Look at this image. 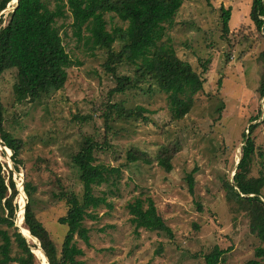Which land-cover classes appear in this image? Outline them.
Masks as SVG:
<instances>
[{
    "label": "rangeland",
    "instance_id": "1",
    "mask_svg": "<svg viewBox=\"0 0 264 264\" xmlns=\"http://www.w3.org/2000/svg\"><path fill=\"white\" fill-rule=\"evenodd\" d=\"M250 5L251 0H184L172 25L166 26L163 40L169 38L177 57L203 78L191 110L178 120L171 117L166 94L149 80L110 94L116 79L103 66L108 49L91 51L83 40L78 41L71 16L57 19L56 27L66 52L80 64L66 70L61 89L35 101H16L14 71L4 73L0 79L4 125L23 141L19 153L23 164L15 170L12 152L0 140L2 174L6 182L11 177L20 194L28 177L37 186L34 211L58 251L67 231L58 218L65 214L66 204L52 193L66 190L82 196L72 156L91 137L101 145L94 152L96 163L120 167L122 173L115 185L95 187L96 194H106L111 208L101 205L96 219L84 220L88 244L76 240L83 250L78 259L85 264H205L203 256L214 245L226 250L219 264H244L253 257L258 238L250 233L245 214L226 199L223 188L224 181L233 182L243 133L248 134L251 123L257 126L251 133L255 154L248 175H264V105L258 93L264 36L249 18ZM13 6L9 2L0 14V26L7 23ZM222 6L231 9L227 34L221 29ZM105 19L107 29L126 26L112 13ZM121 46L116 40L111 49L118 52ZM205 61H209L207 70L201 72ZM133 73L134 67L125 62L116 67L117 75ZM113 103H122L125 109L142 107L145 119L118 117L109 107ZM163 148L169 171L155 160ZM128 150L145 151L152 161L128 162ZM190 174L193 194L187 185ZM146 195L172 229V237L144 229L135 232L126 205ZM34 255L36 264L44 263Z\"/></svg>",
    "mask_w": 264,
    "mask_h": 264
},
{
    "label": "trees",
    "instance_id": "2",
    "mask_svg": "<svg viewBox=\"0 0 264 264\" xmlns=\"http://www.w3.org/2000/svg\"><path fill=\"white\" fill-rule=\"evenodd\" d=\"M11 1L0 0V11ZM183 2L184 0H18L7 23L0 26V79L5 72L14 71L12 89L16 101H35L46 93L61 89L67 79L66 70L74 64H80L79 61H73L66 52L56 27L57 19L71 16L72 32L78 41L83 40L91 51L96 48L108 49L103 66L116 79V86L110 90V94L124 92L149 80L166 94L172 119H181L191 110L194 95L203 88L201 74L187 61L177 57L174 48L168 44L169 38L163 40L166 26L172 25ZM107 13H112L126 26L107 29ZM230 13V7L220 8L221 29L225 34L229 31ZM249 18L264 36V0H251ZM2 19L0 16V22ZM116 40L122 42L118 52L111 49ZM121 62L134 67L133 75L116 74V67ZM208 62L201 64V72H206ZM260 62L263 73L258 93L263 98L264 105V49ZM121 104L113 103L109 106L118 117L141 116L145 119L142 107L125 109ZM4 115L0 88V140L3 146L11 150L14 168L19 170L23 164L19 158L23 141L6 129ZM105 119L108 120L107 113ZM254 119L256 117L251 120ZM256 126V123H251L247 128L248 134L243 133L241 156L233 182L226 180L223 183L226 199L234 205L237 212L245 214L250 233L258 238L259 243L253 249V257L244 264H264V175H248L255 154V142L251 133ZM100 148L101 145L88 137L72 156V163L83 186L81 197L66 190L52 193L56 200L66 204L65 214L58 218V222L67 227L59 251L34 211L37 186L29 177L24 182L23 190L27 199L24 227L38 240L37 245L46 254L49 264H85L78 259L83 255V250L76 242L81 239L88 244L89 229L83 222L86 218L96 219L95 211L99 206L111 208L106 194H96L94 189L102 184L115 185L122 172L120 167L96 163L94 152ZM126 153L128 162L152 161L145 151L128 150ZM166 154L167 149L163 148L155 160L169 171L171 165ZM5 180L0 162V264H36V256L31 250L35 246L29 245L14 225L19 207L16 199L18 190L11 177L8 182ZM187 185L189 192L193 194L191 174L188 175ZM126 207L135 232L144 229L172 237V229L158 213L152 197L137 196ZM198 208L201 209L199 204ZM225 252V249L214 245L204 254L203 260L205 264H219Z\"/></svg>",
    "mask_w": 264,
    "mask_h": 264
},
{
    "label": "bare ground",
    "instance_id": "3",
    "mask_svg": "<svg viewBox=\"0 0 264 264\" xmlns=\"http://www.w3.org/2000/svg\"><path fill=\"white\" fill-rule=\"evenodd\" d=\"M13 2L15 3L16 0L15 1L14 0L11 1L12 5H13ZM2 147L4 148L5 146L2 145ZM5 148H7V147H5ZM0 149H2L1 146H0ZM19 196L20 197H19V200H18V202H19L18 209L20 210V208H21V210L17 211V213L19 212L18 213L19 217L17 218L16 224L18 225V227L21 230V232L25 235L26 239L28 240V243L34 244L33 246H35V247H34L33 251L39 256L41 261H44V263H42V264H47V260L48 259H47L46 255H45L44 251L41 250L39 248V246L37 245L38 242L34 239L35 237L33 238V236L30 234L29 230L24 227L23 209H24V203H26V202H25V195H24V193L22 191V188H21V194Z\"/></svg>",
    "mask_w": 264,
    "mask_h": 264
},
{
    "label": "water",
    "instance_id": "4",
    "mask_svg": "<svg viewBox=\"0 0 264 264\" xmlns=\"http://www.w3.org/2000/svg\"><path fill=\"white\" fill-rule=\"evenodd\" d=\"M17 2H18V0H16V2H15V4H14V6H13V8H12V11L16 8V6H17ZM11 11V12H12ZM3 12V10L2 11H0V14ZM6 147V146H5ZM10 153H11V151H10ZM21 188H22V191H23V193H24V190H23V186L21 185ZM18 191H19V195H20V189H19V187H18ZM24 195H25V193H24ZM25 197H26V195H25ZM25 206H26V203H25ZM25 206H24V209H25ZM24 209H23V217H24ZM19 210V209H18ZM17 213V212H16ZM16 218H17V216L15 217V220H16ZM17 228H18V232L25 238V240H26V242L28 243V240L26 239V237H25V235L21 232V230L19 229V227H18V225L16 224V221H15V224H14ZM29 244V243H28ZM33 253H34V251H32ZM46 255V254H45ZM47 257V256H46ZM48 259V258H47ZM48 264H49V261H48Z\"/></svg>",
    "mask_w": 264,
    "mask_h": 264
},
{
    "label": "clouds",
    "instance_id": "5",
    "mask_svg": "<svg viewBox=\"0 0 264 264\" xmlns=\"http://www.w3.org/2000/svg\"><path fill=\"white\" fill-rule=\"evenodd\" d=\"M15 4V3H14ZM4 10V9H3ZM18 193H19V191H18Z\"/></svg>",
    "mask_w": 264,
    "mask_h": 264
},
{
    "label": "built area",
    "instance_id": "6",
    "mask_svg": "<svg viewBox=\"0 0 264 264\" xmlns=\"http://www.w3.org/2000/svg\"><path fill=\"white\" fill-rule=\"evenodd\" d=\"M26 198V197H25Z\"/></svg>",
    "mask_w": 264,
    "mask_h": 264
}]
</instances>
